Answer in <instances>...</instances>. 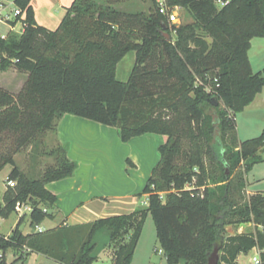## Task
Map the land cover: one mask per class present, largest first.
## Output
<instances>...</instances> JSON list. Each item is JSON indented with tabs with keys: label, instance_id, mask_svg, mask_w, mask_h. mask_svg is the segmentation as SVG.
<instances>
[{
	"label": "trees",
	"instance_id": "16d2710c",
	"mask_svg": "<svg viewBox=\"0 0 264 264\" xmlns=\"http://www.w3.org/2000/svg\"><path fill=\"white\" fill-rule=\"evenodd\" d=\"M31 1L16 0L26 14L25 33L10 31L0 37V72L15 69L29 77L18 95L0 86V129L7 125L14 135H24L31 114L41 122L27 142L38 131L51 129L52 119L72 115L116 128L124 143L147 134L168 140L159 147L160 162L141 194L148 197L146 208L27 235L18 223L10 235L0 233V264H8L10 250L23 264L30 254L57 264H96L101 231L109 235L112 264H132L149 214L167 264H208L215 247L222 253L219 264H238L241 254L264 251V193L251 195L241 206L233 200L235 171L243 170L239 181L245 190V176L264 162L259 154L264 131L241 142L236 126L237 114L264 88V71L254 73L248 57L251 40L264 38V0H230L222 7V0H165L193 20L178 26L160 13L157 0H151L150 11L137 13L119 9L132 0H76L55 31L38 26ZM172 32L175 41L166 36ZM131 52L136 62L123 82L117 79V66ZM195 75L213 83V96L195 88ZM211 98L224 108L213 106ZM184 137L197 145L180 167L175 160ZM23 145L0 152V172L13 167L9 180L19 182L18 192L0 211L3 218L28 195L54 206L57 196L45 184L71 178L78 169L68 156L69 144L58 143L53 151L56 168L30 182L15 161ZM204 154L221 169L219 178L210 181ZM127 163L133 167L130 159ZM50 218L53 214L39 202L32 203L34 229ZM246 223L255 224V231L227 235L228 226Z\"/></svg>",
	"mask_w": 264,
	"mask_h": 264
},
{
	"label": "crops",
	"instance_id": "0c3cea01",
	"mask_svg": "<svg viewBox=\"0 0 264 264\" xmlns=\"http://www.w3.org/2000/svg\"><path fill=\"white\" fill-rule=\"evenodd\" d=\"M75 1L32 0L31 5L34 9L36 23L49 31H55ZM189 23H192V18ZM10 31L11 29L8 33ZM8 33L6 34L8 35ZM6 34L0 33V37H5ZM248 57L254 73L256 67L258 70L264 71V38L251 40ZM236 126L241 142L257 138L262 134L264 131V88L243 112L237 114ZM57 137L58 143L69 144L68 156L78 163V169L73 177L56 181L50 186L52 192L57 196L56 210H54L55 213L52 212L53 218L47 219L36 227L35 232L53 230L62 225L87 224L101 218L130 214L143 208L139 204V196H142L152 168L158 164L156 150L167 142V136L147 134L124 143L116 128L112 129L92 121L66 115L60 122ZM128 159L131 160L134 167L128 165ZM108 166L112 168L111 173L105 177L101 169L106 170ZM255 167L245 176L248 196L264 193L259 189L260 184L264 183V176L263 178L254 176ZM99 168H101L100 171ZM119 169L123 170L122 174L118 173ZM121 185H124L125 189L119 195L110 197L111 195L106 193L110 187ZM143 196L147 197V195ZM109 198H113V201ZM144 204L148 205V201H145ZM28 214L30 216V212ZM250 226H252L250 223L239 225L237 229L228 226L227 230L232 233L231 235L242 234L246 233V227ZM103 232L105 231L97 234L96 242L98 235ZM105 233L107 234V232ZM142 245L140 238L132 264H139L140 261L154 264L153 260L156 261L155 257L161 255L158 254L161 249L152 246L143 249ZM108 246L109 243L106 244L103 251L97 253V243L96 256L100 258V261H110L111 258L106 254ZM255 251L261 255L264 262V251L254 249L250 253ZM249 254H241L237 263L244 264L242 259ZM162 256L167 261L165 254ZM33 257L47 258L41 254H30L27 259ZM52 261L57 264L54 260Z\"/></svg>",
	"mask_w": 264,
	"mask_h": 264
},
{
	"label": "rangeland",
	"instance_id": "374dc122",
	"mask_svg": "<svg viewBox=\"0 0 264 264\" xmlns=\"http://www.w3.org/2000/svg\"><path fill=\"white\" fill-rule=\"evenodd\" d=\"M159 1V0H157ZM220 7H222V4L219 2ZM153 7V2L151 0H148L145 3H142L140 0H132L130 3L122 5L119 7L120 10L126 11V12H141V11H150V9ZM178 14L180 16V23L176 24L178 25H186L190 24L191 22V17L187 13L186 10L180 8L178 10ZM193 22V20H192ZM11 29L10 25L6 23H1L0 22V33L6 34L8 31ZM7 35V34H6ZM168 39L172 38L173 41L176 40V34L171 33V36L169 34L166 35ZM208 42L211 43L212 40L210 38H207ZM136 62V53L131 52L128 53L122 61L118 64L117 66V79L123 82H127L132 71L134 68ZM262 70H258L256 67L255 73L261 72ZM216 73L219 72V70L215 71ZM28 75L21 73L15 69H11L8 72H0V86L3 88L6 87L8 88L9 91H11L13 94L18 95L20 94L28 81ZM195 88H203V90L210 95L215 94V87L213 86V83L208 81L207 79L203 78L202 76L195 75ZM5 88V89H6ZM195 93L191 92L189 93V97H194ZM220 105L223 107V103L220 101ZM181 110H182V117H185L186 113V103L183 100L181 103ZM27 129L25 131L24 135H14L9 127L7 125L3 126V128L0 129V152H8L10 150H15L16 145H23L20 147L15 155V161L17 167L21 170V172L26 176V178L32 182V181H39L41 180L47 172L50 170H54L56 168V157L53 153V151L56 149V146L58 144V137H57V132L60 126V122L63 119H52L51 120V129H48L46 132L38 131L36 135L33 137V139L24 142L26 138L33 133V130L37 129L40 126V120H38L36 117L32 116L31 114H28L27 117ZM114 129V128H112ZM168 138V137H167ZM168 140V139H167ZM203 142V141H202ZM194 144L197 145V143L194 141ZM194 144L192 143L190 138L184 137L183 140H181L180 143V153L177 154L176 156V163L180 165V167L184 166L187 161H189V157L191 153L193 152V146ZM202 148L204 150L206 149V145L202 144ZM259 154L264 158V149L259 152ZM156 156L158 159V164L161 159V155L159 152V148L156 150ZM204 162H205V167L208 171V175L210 176V181H212L214 178H219L222 175L221 169L217 166L216 162H214L209 154H204ZM157 164V165H158ZM134 167V166H133ZM101 168H99L100 171ZM112 168L108 166V169L102 170L101 172L103 176H109L111 173ZM13 170V167L11 166H6L1 172H0V211L5 210L7 202L6 200L13 194V192L17 193L18 192V186L19 182L18 181H10L9 177L10 174ZM154 170V167L152 168V171L150 172V176ZM118 173L120 172L122 174L123 170L119 169L117 170ZM254 176L263 178L264 176V162L260 163L254 169ZM241 175H243V170L242 169H237L234 174V179H233V186L236 185L235 187V193L233 196V200L236 205L241 206L244 205L250 196L246 193V189L244 190L240 186V178ZM149 176V177H150ZM209 183L211 184V182ZM11 182H14L15 185H11ZM56 181L48 182L45 184L46 190H48L50 193L54 194L52 190L50 189V186L55 183ZM261 183V182H260ZM211 186H213L211 184ZM124 185H121L119 187L117 186H112L107 190V194L112 196L119 195L122 193V190L124 191ZM260 190L264 191V183L260 184ZM55 195V194H54ZM56 196V195H55ZM33 198L31 195H28L26 201L23 202H16V204L13 206V212L8 218H3V216L0 214V233L2 235H8L11 234V232L16 228L17 224L20 223V230L24 234H29L32 231L34 232V227L31 225V220L29 216V212L31 213L32 211V203L34 201L39 202V205L41 208L44 210H47L49 213L53 214L55 213L54 210H56V204L50 205L49 203H46L44 201H40L39 198L35 197ZM111 201H113V198H109ZM165 200V197H164ZM139 204L143 208H146L147 205L144 204L145 201H148V197L146 196H139ZM8 210V209H6ZM53 212V213H52ZM28 214V215H27ZM249 224V223H246ZM252 224L250 227L247 228V233L248 232H253L255 231V224ZM244 225V224H242ZM235 227L236 229L239 227V225H230ZM232 233H229L227 230V235H231ZM238 234V233H237ZM141 240H142V248L147 249L148 247L152 246L153 248L160 249V244L157 238V231H156V226L154 219L151 214H149L142 235H141ZM110 242L109 235L106 234L105 232L100 233L98 235L97 243H98V250L97 253L103 251L104 247L106 246L107 243ZM106 254L111 258L110 260L112 261V250L108 248L106 251ZM221 256L222 253H219ZM155 254L153 255L154 258ZM258 253L252 252L249 255H245L243 257L242 262L244 264H255L253 261L254 257H259ZM17 256L15 253L10 250L7 253V262L8 264H23L22 262H16ZM157 258V259H156ZM103 259V257H101ZM156 261L153 260L154 264H167V261L164 256L157 255L155 257ZM24 264H54V262L50 259L47 258H40L38 257H33L29 258L26 261H24ZM96 264H110V261L104 260L100 261V258L98 257V261ZM139 264H147L146 262H141Z\"/></svg>",
	"mask_w": 264,
	"mask_h": 264
},
{
	"label": "built area",
	"instance_id": "2783aa9c",
	"mask_svg": "<svg viewBox=\"0 0 264 264\" xmlns=\"http://www.w3.org/2000/svg\"><path fill=\"white\" fill-rule=\"evenodd\" d=\"M160 13L167 17L170 24L176 25L180 23V16L178 10L180 7L170 8L165 0H159ZM222 6H225L227 2L220 1ZM0 22L10 25L11 31L22 35L25 33L27 28L26 14L21 10L17 4L16 0H0ZM11 185H15L11 182ZM158 254H164L163 250H159ZM253 261L255 264H263L261 255L259 257H254ZM110 264L112 261L110 260Z\"/></svg>",
	"mask_w": 264,
	"mask_h": 264
},
{
	"label": "water",
	"instance_id": "95a60500",
	"mask_svg": "<svg viewBox=\"0 0 264 264\" xmlns=\"http://www.w3.org/2000/svg\"><path fill=\"white\" fill-rule=\"evenodd\" d=\"M210 103L216 107L219 106L220 104L216 98H211ZM219 261H220L219 248L215 247L213 253L209 257L208 264H219Z\"/></svg>",
	"mask_w": 264,
	"mask_h": 264
}]
</instances>
